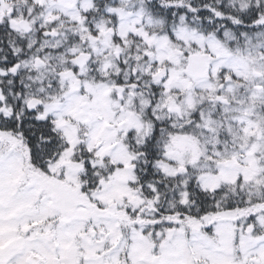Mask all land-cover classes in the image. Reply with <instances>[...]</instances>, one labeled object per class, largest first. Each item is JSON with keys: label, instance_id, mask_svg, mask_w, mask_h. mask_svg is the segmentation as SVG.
<instances>
[{"label": "snow or ice", "instance_id": "6c2138e0", "mask_svg": "<svg viewBox=\"0 0 264 264\" xmlns=\"http://www.w3.org/2000/svg\"><path fill=\"white\" fill-rule=\"evenodd\" d=\"M0 264H264V0H0Z\"/></svg>", "mask_w": 264, "mask_h": 264}]
</instances>
